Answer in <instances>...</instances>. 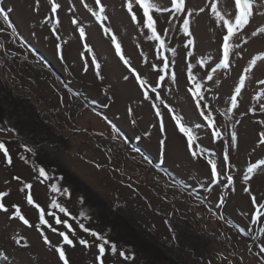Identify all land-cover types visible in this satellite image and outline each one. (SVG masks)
I'll list each match as a JSON object with an SVG mask.
<instances>
[{
	"label": "rangeland",
	"instance_id": "obj_1",
	"mask_svg": "<svg viewBox=\"0 0 264 264\" xmlns=\"http://www.w3.org/2000/svg\"><path fill=\"white\" fill-rule=\"evenodd\" d=\"M185 4L191 16L150 10L161 47L146 17L141 24L137 0H0L8 14L0 13V143L12 159L0 149V203L8 209H0V264H63L57 248L69 264H264V7L254 0L249 24L234 30L223 69L234 0ZM101 6L103 22L92 15ZM17 206L29 224L15 216Z\"/></svg>",
	"mask_w": 264,
	"mask_h": 264
},
{
	"label": "snow or ice",
	"instance_id": "obj_2",
	"mask_svg": "<svg viewBox=\"0 0 264 264\" xmlns=\"http://www.w3.org/2000/svg\"><path fill=\"white\" fill-rule=\"evenodd\" d=\"M95 2L97 4H99L101 2V0H95ZM137 2H138V5H139V8L143 9L142 14H141V24L144 25V18L146 17V25L145 26H146L147 29H150L152 31L151 39L160 41L161 47H163L164 41L160 40V36H158L156 34V28L154 27V24L156 22L153 20V16L149 14L150 10H155V11L163 10V11H166V12L175 11L177 14L183 12L187 16H191L192 15V13H189L187 11L185 0H156L155 3L153 2V0H137ZM157 3H159L162 6V8H157V6H156ZM255 3H261V7H264V3H262V0H255ZM60 7H61V5L59 3L53 2L51 4L50 11L52 13H56L57 10ZM210 7H211L212 13H214L217 16V18L223 20V16L220 14V12L217 11L216 3L215 2L211 3ZM234 7H235L236 10H238V14L236 12L233 13L234 22H227L226 34L223 35V38H222L223 60L220 62L219 66L221 68H223V69H228L229 66H230V59H229V56H230V40L234 36V30H235V33H239L242 28H244L245 26H247L249 24L250 19L254 16V11H253V9H254V0H234ZM200 10L202 12L204 11L202 6L200 7ZM128 11L129 12L133 11L131 3H128ZM256 11H259V9H257ZM0 13H4L5 14L4 18H5V20H7L8 14L5 13V10L3 8H0ZM103 13H105V8L103 6H101L99 8V11L98 12H93L92 15L95 16L96 20L103 22L104 20L107 19V16L102 15ZM131 19L133 21H135L136 20V15L133 14L131 16ZM57 23H59V20H57ZM182 24H183L184 33L186 35H188V36H191L192 32L190 31V21H189V19H182ZM260 31H261L262 34H264V29H261ZM79 32H80V36L81 37H83L85 35V30L83 28H80ZM104 32H105V34H107L109 32V29L108 28H104ZM161 32H163V29H161ZM251 35H253V36L257 35V31L253 30L251 32ZM110 38H111L112 42H115V51H116V53H118V54L121 53V46H120V44L118 42H116V37L113 35ZM188 44L192 45L193 41L191 39H189L188 40ZM84 47H87V45H84ZM88 51H92V49L88 48ZM120 58H121V60L124 61L125 64L129 63V61L127 59H124L123 54L120 55ZM260 59L264 60V58H260ZM93 60H95V56H93ZM161 63H163L164 69H168V67H169L168 63H166L164 61H161ZM255 63H256L255 61H252L253 65ZM95 66H96V69H100V67H101L99 63H97ZM250 70L251 69L249 68L246 71H250ZM205 75H207V74L205 73ZM172 78L175 79V73L172 74ZM136 79H139V76H137ZM159 79L163 80L164 77L161 75L159 77ZM189 79H194V77L189 75ZM208 79L211 80L212 77L209 76ZM243 83L244 82L241 81L242 85H243ZM261 83L264 84V81H261ZM140 86L141 87H145V84H144L143 81H141ZM200 89H201V84L199 82H196L194 84V88H190L189 91L191 92V95L193 97H198V96H200ZM153 91H155V88H153ZM235 93H236V95L231 97V103H232V107L233 108L237 107V100H238V97L241 94V88L240 87L235 88ZM201 99H202V97H201ZM201 99H197L196 100L197 106L200 105ZM157 115H159V113H157ZM200 115L203 116L204 120L207 121L210 126L214 127L213 120H212V118L209 115H205L203 110H201ZM176 123H177V125H179L180 131L188 136L187 144L189 146H191L192 137H191V135L189 133L188 128H186L184 126V124H182L180 122L179 118H176ZM214 135L219 137L220 133L218 131H215ZM231 139H233V140L236 139V133L235 132H233L231 134ZM259 139H260L261 145H264V132L260 133ZM0 149L3 150L4 156L7 157V163L11 164L12 163V159L8 155V150L5 148V145L3 143H0ZM138 150L139 149H137V151ZM191 155L192 156H196L197 153L195 151H193L191 153ZM223 159L224 160L228 159L227 154H225ZM207 163L209 165H211L210 173L212 175H216L217 174V168H218L217 162L212 160V159H209L207 161ZM261 164L264 165V161H261ZM255 167H257V165H255V164H253L252 166L248 167L247 172L249 174L252 173L253 169ZM220 168L221 169L223 168V160H221V162H220ZM40 173L43 175L44 174V169H40ZM228 179L231 180L232 177L229 176ZM244 179L248 180L249 177L247 175H245ZM26 187L27 188H31V185H26ZM3 195H6V193H0V196H3ZM252 199H255V197H253ZM27 202L30 205L33 203V198H32L31 195L27 196ZM220 203L222 204L223 200H221ZM37 207H39V206L37 205ZM52 207L53 208H59V211L62 212V213L67 211V209L65 207H61L59 204H56V203H53ZM0 209H3L5 212L8 211V209L5 208L4 204H2V203H0ZM15 216L18 217L19 220L23 221L24 224H26V225L29 224V221L27 219H25V217L23 215H21V210H20V207H18V206L15 207ZM38 219H39V221L42 224L43 223H47V221L44 218V210L43 209L40 210ZM60 222H61L60 219L57 218L56 219V223H60ZM84 230L88 231V229H84ZM60 235L63 237V240H64L65 244H67V245H72L73 244V240L70 239L68 235H65L64 232H60ZM91 235L93 237H96L98 235V233L97 232H91ZM44 241H45L46 244L49 243L47 237H44ZM16 243L20 244L21 240H16ZM107 243H108L107 240H105L104 243H101L99 245V253H100L101 256L105 253V245ZM79 244L87 245V241L84 240V239H81V240H79ZM56 250L59 253V259L63 261V264H69V260L65 257V251L63 249H60V248H57ZM116 250H117L116 246L113 245L111 251L112 252H116ZM101 264H103L102 261H101Z\"/></svg>",
	"mask_w": 264,
	"mask_h": 264
}]
</instances>
